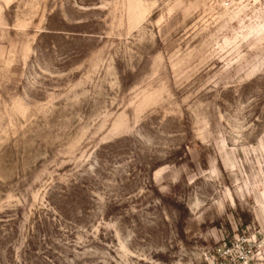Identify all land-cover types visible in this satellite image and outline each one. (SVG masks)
<instances>
[{
    "label": "rangeland",
    "instance_id": "1",
    "mask_svg": "<svg viewBox=\"0 0 264 264\" xmlns=\"http://www.w3.org/2000/svg\"><path fill=\"white\" fill-rule=\"evenodd\" d=\"M0 264H264V0H0Z\"/></svg>",
    "mask_w": 264,
    "mask_h": 264
}]
</instances>
